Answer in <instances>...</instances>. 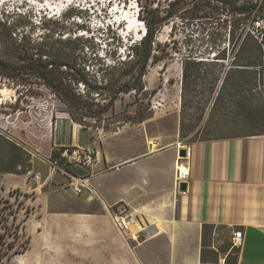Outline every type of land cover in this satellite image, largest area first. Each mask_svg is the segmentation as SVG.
Masks as SVG:
<instances>
[{"label":"rangeland","instance_id":"rangeland-1","mask_svg":"<svg viewBox=\"0 0 264 264\" xmlns=\"http://www.w3.org/2000/svg\"><path fill=\"white\" fill-rule=\"evenodd\" d=\"M226 1L0 0V57L13 66L10 77L0 76V90H8L5 95L0 92V130L19 143L31 158L29 171L9 173L3 183L0 177V264H21L15 261L24 255V263L33 264L37 243L41 246L48 242L40 234L33 237L29 232L33 223L58 221L51 213L70 210L65 208L69 205L78 206L79 198L73 196L67 178L59 173L48 178L49 166L43 160L48 155L51 128L59 118H71L80 127L95 131L98 138L127 132L116 138L114 150L128 154L130 148L144 143L138 136L130 139V123L131 132L144 139L157 137L169 142L178 138L182 144L264 133V119L253 113L247 115L245 108L241 111L235 104L212 117L218 87L212 88L213 84L200 79L182 83V61L186 56L200 60L228 47L236 23L233 20L242 15L232 12L235 0ZM243 1L264 6V0H238L234 4ZM254 15L263 21L264 31V18L257 12L241 19L237 32H250ZM144 18L161 20L152 43L154 57L139 79L136 65L125 67L121 62H129L130 57H125L127 50L139 44L146 27ZM131 23L140 26L130 30ZM74 36L81 40L69 44L67 40ZM45 40L52 63L44 73L48 81L70 85L76 95L72 106L31 66L17 59L20 52ZM213 64L200 67L213 69L214 83L220 85L228 63L217 59ZM104 78L111 82L105 84ZM261 80L262 88L256 96L264 101V74ZM129 84L137 88L120 92L113 103H108L111 89ZM153 104L158 107L152 108ZM182 121L185 132L180 138ZM63 130L69 138L67 126L60 127L57 135ZM82 138L88 141L86 134L82 133ZM56 151L59 156V150ZM70 168L78 176L85 175L87 170L84 166ZM33 174L41 177L38 192L33 190L38 184ZM225 244L232 242L226 238ZM24 245L26 248L18 252ZM39 259L42 264L50 261L45 254ZM60 261L54 257L53 264H64Z\"/></svg>","mask_w":264,"mask_h":264},{"label":"crops","instance_id":"crops-1","mask_svg":"<svg viewBox=\"0 0 264 264\" xmlns=\"http://www.w3.org/2000/svg\"><path fill=\"white\" fill-rule=\"evenodd\" d=\"M132 125L130 139L144 143L128 154L114 150L116 138L127 132L98 138L71 118L56 120L45 157L69 147L93 149L96 159L86 167L89 189L73 194L78 206L51 213L58 221L33 223L29 232L48 242L37 243L32 263L42 264L45 254L52 264L54 257L64 264H264V134L190 143L188 192L180 196L174 182L178 138L144 139L131 132ZM66 126L69 138L64 130L57 135ZM8 175H0L2 183ZM119 202L136 218L127 240L107 212ZM235 230L242 240L230 253L225 239ZM24 256L15 262L25 264Z\"/></svg>","mask_w":264,"mask_h":264},{"label":"trees","instance_id":"trees-1","mask_svg":"<svg viewBox=\"0 0 264 264\" xmlns=\"http://www.w3.org/2000/svg\"><path fill=\"white\" fill-rule=\"evenodd\" d=\"M217 1L227 3L226 0ZM236 1L238 0H235L234 3ZM234 3L233 5L235 7L232 8V12L242 15V17L239 16L238 19L233 20L236 23L230 33L232 39L228 47H224L220 50L218 49L212 57H210V55L203 56L200 60H198L196 56H186L182 61V83L195 82L197 79H200L201 82L213 84L212 88L218 87L216 89L217 94L212 102L210 112L212 113V117L215 112L222 114V111H227L231 104H235L241 111L245 108L248 111L247 115L253 113L264 119V101L259 100L256 96V93L262 88L263 84L261 77L264 74V48L262 46V41H264V39L260 41L248 31L244 35L242 31L237 32L238 25L242 23L240 20L247 19L252 13L256 14L258 12V16L264 18V6L248 1H243L237 5ZM159 20L153 21V19L144 18L146 24L144 36L139 40V44L131 46V50H127L125 57H130L129 62H121V65L125 67L126 65H130V67L136 65L139 69L137 72V77L139 79L144 74L149 59L154 57V54H152V43L157 30V24L160 22ZM80 40V37L74 36L73 38H69L67 42L73 44ZM48 50L49 47L45 40L39 44H32L31 47L24 50L23 53L20 52L17 55V59L31 66L33 72H36L40 77L45 79L47 84L52 86L54 92L64 102L72 106L76 95L72 92L70 85L63 82L53 83L47 80L44 70H47L52 63L49 59L50 53ZM132 58H134V61H130ZM217 59L227 61L228 63L225 71H223L220 85L215 84L216 82L214 83L216 78L213 69H202L200 67L201 65H214L213 63H215ZM12 68L13 66L10 63L4 61V59L0 57V76L10 77ZM103 82L108 84L111 80L104 78ZM135 88H137L136 85L129 84L125 87H118L116 90L111 89L113 91L108 103H113L120 92H127ZM183 106H185V102H183ZM184 132L185 128L182 121L179 134L180 138L184 136ZM257 134L264 133L250 132L244 135ZM206 139L214 138H205L201 140ZM194 141L196 140H192L191 142ZM57 154L58 151L52 150V156H57ZM30 168V154L19 143L0 130V173L22 174L29 171ZM25 248L24 245V248L18 252H22ZM227 248H230V253L237 252V249L232 247V244L227 245Z\"/></svg>","mask_w":264,"mask_h":264},{"label":"built area","instance_id":"built-area-1","mask_svg":"<svg viewBox=\"0 0 264 264\" xmlns=\"http://www.w3.org/2000/svg\"><path fill=\"white\" fill-rule=\"evenodd\" d=\"M255 3H257L255 1ZM260 5V4H258ZM252 26L249 29L250 32L257 37L260 41L264 39V31L262 29L263 21L257 16L252 17ZM262 46L264 48V41H262ZM157 104H153L152 108H157ZM179 146L184 149V156H178L175 162V170H174V182L177 188L178 194L180 196L187 195V188L181 189L180 186L182 183H188L190 180V154H191V146L189 144H181ZM59 156H52L51 154L48 157H44L43 160L49 166V177L52 175L59 173L62 176L66 177L68 180V184L70 189L75 194H80L84 190L89 189L87 183V176H78L72 170L71 166L77 167H89L96 159V151L89 148H69V147H61L58 148ZM184 160V162H183ZM33 178L35 182L38 184L33 188L34 191H40V180L41 177L39 174H33ZM107 212L113 221L116 229L118 230L120 236L127 240L130 238V230L133 225L136 223V218L132 215L130 208L124 203L119 202L113 207L107 209ZM242 240V231L235 230L232 233L231 242L232 246H239Z\"/></svg>","mask_w":264,"mask_h":264},{"label":"bare ground","instance_id":"bare-ground-1","mask_svg":"<svg viewBox=\"0 0 264 264\" xmlns=\"http://www.w3.org/2000/svg\"><path fill=\"white\" fill-rule=\"evenodd\" d=\"M130 17H131V16H130ZM138 20H139V18L136 19V21H138ZM136 26H140V23H131V24H130V27H131L130 30H133V28H136ZM138 31L140 32V30H138ZM144 34H145V32H143V33L141 34L140 38L143 37ZM0 92H2L3 95H5L6 92H8V90H7V89H1Z\"/></svg>","mask_w":264,"mask_h":264},{"label":"water","instance_id":"water-1","mask_svg":"<svg viewBox=\"0 0 264 264\" xmlns=\"http://www.w3.org/2000/svg\"><path fill=\"white\" fill-rule=\"evenodd\" d=\"M145 31H146V27H145ZM185 152H184V149H180L179 150V155L180 156H184ZM181 189H185L186 188V183H182L181 186H180Z\"/></svg>","mask_w":264,"mask_h":264}]
</instances>
